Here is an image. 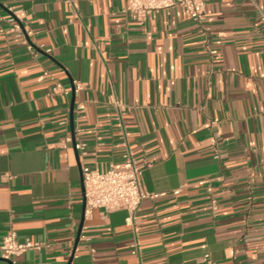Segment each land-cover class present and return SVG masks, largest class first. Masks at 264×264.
Listing matches in <instances>:
<instances>
[{"label": "crops", "instance_id": "0c3cea01", "mask_svg": "<svg viewBox=\"0 0 264 264\" xmlns=\"http://www.w3.org/2000/svg\"><path fill=\"white\" fill-rule=\"evenodd\" d=\"M205 4L202 30L179 7L0 0V243L41 244L11 264H264V0ZM125 154L148 197L86 217L82 168Z\"/></svg>", "mask_w": 264, "mask_h": 264}, {"label": "built area", "instance_id": "2783aa9c", "mask_svg": "<svg viewBox=\"0 0 264 264\" xmlns=\"http://www.w3.org/2000/svg\"><path fill=\"white\" fill-rule=\"evenodd\" d=\"M125 12L134 14L139 21H143L148 15L158 12H169L179 7L187 11L190 18L201 26L205 20V0H125ZM12 19L10 31L17 37L24 38L29 51L32 46L28 43L27 32L24 34L17 14L11 11ZM260 21L264 28V13L260 12ZM75 91L81 89L80 84L73 85ZM52 92L54 94H68L59 83H55ZM86 145L76 143L75 149L81 154L85 153ZM142 173L136 168L135 161L129 154L123 156V163L119 168H110L106 171L98 169L82 168V196L85 201L84 215H91L94 210H102L105 213L116 210L126 211L130 217L138 211L143 199L148 194L143 190L141 183ZM207 192L212 189L207 187ZM175 191L174 194H177ZM152 195L150 197H157ZM41 244L31 240L19 241L14 231L10 230L3 236L0 243V258L11 260L30 250H40ZM138 251L137 245L132 247V254Z\"/></svg>", "mask_w": 264, "mask_h": 264}, {"label": "water", "instance_id": "95a60500", "mask_svg": "<svg viewBox=\"0 0 264 264\" xmlns=\"http://www.w3.org/2000/svg\"><path fill=\"white\" fill-rule=\"evenodd\" d=\"M22 30H23V32H24V34H25L26 31H25L23 28H22ZM27 40L29 41L28 37H27ZM72 92H73V93L75 92V89H74L73 86H72ZM72 108H73V102H72V104H71V111H72ZM75 144H76V142H75V140H74V138H73V140H72V146H73L74 149H75ZM75 150H76V149H75ZM76 152L78 153L77 150H76ZM81 189H83V187H81ZM83 205H84V209H85V201H84V198H83ZM79 236H80V230H79V232H78V234H77L76 242L78 241ZM0 260H4V259L0 258ZM4 261H6V262H8V263L11 264V261H10V260H4Z\"/></svg>", "mask_w": 264, "mask_h": 264}]
</instances>
